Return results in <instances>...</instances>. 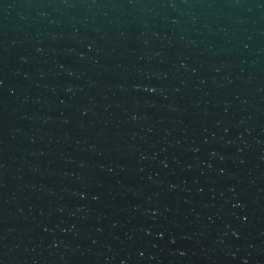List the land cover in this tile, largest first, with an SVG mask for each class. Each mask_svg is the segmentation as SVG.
<instances>
[{
    "label": "water",
    "instance_id": "water-1",
    "mask_svg": "<svg viewBox=\"0 0 264 264\" xmlns=\"http://www.w3.org/2000/svg\"><path fill=\"white\" fill-rule=\"evenodd\" d=\"M0 264H264V0H0Z\"/></svg>",
    "mask_w": 264,
    "mask_h": 264
}]
</instances>
